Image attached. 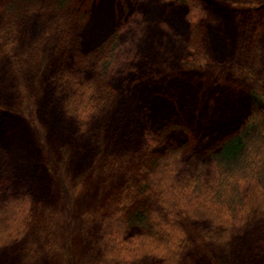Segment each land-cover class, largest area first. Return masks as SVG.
Segmentation results:
<instances>
[{
	"label": "rangeland",
	"instance_id": "rangeland-1",
	"mask_svg": "<svg viewBox=\"0 0 264 264\" xmlns=\"http://www.w3.org/2000/svg\"><path fill=\"white\" fill-rule=\"evenodd\" d=\"M197 1L190 21L176 0H72L70 38L52 32L36 58L52 10L14 18L0 8V29L17 23L16 34L0 39V140L9 138L0 143V224L29 201L21 235L0 245V264H160L151 255L106 259L99 213L138 181L149 152L180 146L175 179L201 169L210 183L211 151L246 119L250 88H264V0ZM113 36L107 101L82 119L72 108L73 83L97 78L96 63L108 52L101 44ZM222 36L226 53L211 43ZM124 197L126 212L145 203L135 193ZM183 223L187 243L177 264L264 262V210L221 241L207 220Z\"/></svg>",
	"mask_w": 264,
	"mask_h": 264
},
{
	"label": "trees",
	"instance_id": "trees-1",
	"mask_svg": "<svg viewBox=\"0 0 264 264\" xmlns=\"http://www.w3.org/2000/svg\"><path fill=\"white\" fill-rule=\"evenodd\" d=\"M176 1L186 5L187 18L193 21L198 1ZM71 2L4 0L0 8L7 16L14 18H21L41 6L46 12L52 10L53 18L48 21L45 33L33 48L31 58H36L44 40L49 39L52 32H63L61 38H58L63 41L70 38V10L67 6ZM10 27V23L4 24L0 29V39L17 33V23ZM12 43L14 45L15 41L10 40L8 44ZM211 43L222 44L226 53L225 37H216ZM196 44L197 38L193 41V45ZM107 45V54L96 63L97 78L89 83H79L77 80L73 83L72 108L82 119H86L93 110L107 101L104 98L108 88L104 81L113 61L117 37L104 41L101 47L105 49ZM3 47L6 45H0V53ZM71 76V73L64 74L68 82H71ZM250 101V112L241 126L223 138L218 148L210 153L214 169L210 183L204 180L201 169L185 182L175 179L173 159L179 154L180 146L164 154L149 152L144 156L138 181L127 183L123 190L116 193L112 203H108L99 213L98 245L106 259L132 260L151 255L159 257L160 264H177L187 243L184 221L207 220L213 223L218 227L216 231H220L217 240L221 241L228 235L230 227L241 226L252 212L264 210V88L252 86ZM8 141L9 138L0 140V143L7 144ZM125 191L135 193L137 199H144L145 203L138 204L128 212L120 209L129 200V197H124ZM28 203V200L18 202L8 216V221L0 224V245L21 235V218ZM153 204H157L160 209ZM181 217L186 219L182 222ZM130 227H136L139 231L128 232ZM113 232L114 235H111ZM203 234L205 238H210V234Z\"/></svg>",
	"mask_w": 264,
	"mask_h": 264
},
{
	"label": "bare ground",
	"instance_id": "bare-ground-1",
	"mask_svg": "<svg viewBox=\"0 0 264 264\" xmlns=\"http://www.w3.org/2000/svg\"><path fill=\"white\" fill-rule=\"evenodd\" d=\"M257 264H264V262H260V263H257Z\"/></svg>",
	"mask_w": 264,
	"mask_h": 264
}]
</instances>
